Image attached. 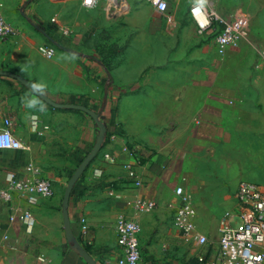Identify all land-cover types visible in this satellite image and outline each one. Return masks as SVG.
Masks as SVG:
<instances>
[{"label": "crops", "instance_id": "1", "mask_svg": "<svg viewBox=\"0 0 264 264\" xmlns=\"http://www.w3.org/2000/svg\"><path fill=\"white\" fill-rule=\"evenodd\" d=\"M29 1L2 0L17 35L0 41V70L21 76L57 103L102 112L105 143L68 209L76 238L98 264H117L120 218L141 226L140 264H169L175 249L184 252L187 239L173 223L178 187L201 199L194 203L197 217L215 226L226 212L238 213L241 182L264 190L263 183L248 180V172L264 163V63L257 67L264 6L250 12L249 39L219 51L209 34L198 33L191 0H169L164 14L147 0H105L103 6L97 0L92 7L84 0ZM62 29L72 34L64 36ZM42 46L55 47V56L44 57ZM99 60L112 79L106 88L108 74ZM8 118L26 148L0 150V192L12 176H39L52 181L54 195L35 205L22 196L11 204L0 197V264H87L66 239L62 202L69 179L95 144L94 120L54 108L0 76V132ZM139 200L155 202L156 209L140 213ZM14 209L31 212V232L19 215L11 220ZM197 231L216 237L204 252L212 258L218 237L203 227Z\"/></svg>", "mask_w": 264, "mask_h": 264}, {"label": "built area", "instance_id": "2", "mask_svg": "<svg viewBox=\"0 0 264 264\" xmlns=\"http://www.w3.org/2000/svg\"><path fill=\"white\" fill-rule=\"evenodd\" d=\"M87 6H94L97 0H84ZM147 3L157 12L166 13L169 8V0H147ZM3 2L0 0V41H8L17 35V29L6 19L3 12ZM190 14L198 27L200 35L209 34L213 39L215 47L219 51L229 48H238L249 39L251 33V23L246 16H236L230 19L219 18L215 12L209 8L207 0H191ZM55 22V20H52ZM64 36H70L72 31L62 29ZM55 47L42 46L39 52L46 58H52L56 54ZM260 68L264 63V51L260 52ZM13 120H5V130L0 132V150H21L26 146L15 138L11 131ZM108 160L113 161L109 155H105ZM28 170L37 173V170L30 165ZM131 176L134 173L131 172ZM178 199V206L175 208L173 223L175 228L187 239H196L200 245H206L208 238L198 234L195 219L197 210L191 197L182 187L175 191ZM54 195L53 183L43 177H33L28 180L11 177L4 189L0 192L1 199L6 204H11L16 196L26 197L29 205H35L40 199H49ZM236 200L239 207L237 214L243 220L238 229L230 226L231 217L227 214L220 229V239L218 251L209 259L200 258V264H264V190L257 184L249 181L240 183ZM155 202L139 200L137 208L140 213L150 212L156 209ZM11 220L18 217L31 232L34 220L29 210L12 211ZM117 234V245L120 257L117 264H140L142 259L141 250V226L137 221L120 218L115 226Z\"/></svg>", "mask_w": 264, "mask_h": 264}, {"label": "rangeland", "instance_id": "3", "mask_svg": "<svg viewBox=\"0 0 264 264\" xmlns=\"http://www.w3.org/2000/svg\"><path fill=\"white\" fill-rule=\"evenodd\" d=\"M209 3V8L215 12V14L222 19H230L236 16H246L250 20V12H254V8H260L264 6V0H207ZM99 6L105 5V0H98ZM26 6V5H25ZM25 6L22 8L25 9ZM215 167V166H214ZM248 175L250 178L248 180L258 181L264 184V163H262V169L259 171H249ZM193 204L201 202L199 197L191 195ZM195 206V204H194ZM196 208V207H195ZM231 211L226 212L221 220L215 226V223L210 221H205V219H200L197 217L196 225L201 228H205L211 233V235H216L220 239L221 233L220 229L222 227V222L225 220L227 214H231ZM243 223L240 216L235 215L230 219V226L232 229H238ZM196 226V227H197ZM216 237L209 236V240L206 245H200L196 239H189L184 242L186 248L184 252L180 249H175L174 254L171 256L172 261L169 264H200V258L206 257V247L212 248L214 245V239ZM71 245V244H70ZM213 249V248H212ZM210 251H212L210 249Z\"/></svg>", "mask_w": 264, "mask_h": 264}, {"label": "water", "instance_id": "4", "mask_svg": "<svg viewBox=\"0 0 264 264\" xmlns=\"http://www.w3.org/2000/svg\"><path fill=\"white\" fill-rule=\"evenodd\" d=\"M0 76L10 77L18 81L21 85H23L28 91L36 95L39 99L43 102L47 103L48 105L54 108H61V109H71L76 111L84 112L85 114L89 115L95 122L97 126V136L95 144L90 151V153L82 160L80 165L77 167L71 178L69 179L67 186L64 191L63 202H62V214L64 220V229L67 241L71 244V247L76 250L79 255L86 261L87 264H98L92 255L81 245V243L76 238L70 217H69V204L72 192L76 186V184L81 179L83 173L87 169V167L91 164V162L98 156L101 152L103 145L105 143L106 134H107V127L104 123V117L101 116L99 113L93 111L92 109L78 104H65V103H57L52 100L50 97L39 91L33 84L29 81L25 80L21 76L0 70Z\"/></svg>", "mask_w": 264, "mask_h": 264}, {"label": "trees", "instance_id": "5", "mask_svg": "<svg viewBox=\"0 0 264 264\" xmlns=\"http://www.w3.org/2000/svg\"><path fill=\"white\" fill-rule=\"evenodd\" d=\"M32 1H33V0H30L29 2H27V4H29V3L32 2ZM29 21H30V20H29ZM30 22H31V24L35 27V29H36L37 31H39V32L45 34L46 36H48L47 33H46V31H45L42 27H40V26L34 24L32 21H30ZM88 58H91V59L94 60L93 57H88ZM99 62L101 63V65L104 67V69L106 70V72H107V74H108V76L106 77V79H104V86H105L104 88H106L107 86H109V85L111 84L112 79H111V76L109 75V71H108V68H107L106 63L103 62V61H100V60H99ZM97 113H99L101 116H103V115H102V112H97Z\"/></svg>", "mask_w": 264, "mask_h": 264}]
</instances>
